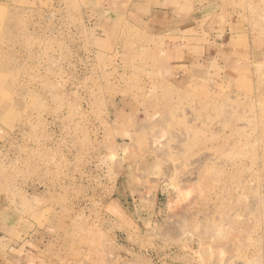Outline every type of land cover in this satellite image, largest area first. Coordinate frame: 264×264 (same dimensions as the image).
I'll use <instances>...</instances> for the list:
<instances>
[{"label":"rangeland","instance_id":"obj_1","mask_svg":"<svg viewBox=\"0 0 264 264\" xmlns=\"http://www.w3.org/2000/svg\"><path fill=\"white\" fill-rule=\"evenodd\" d=\"M0 264H264V0H0Z\"/></svg>","mask_w":264,"mask_h":264},{"label":"crops","instance_id":"obj_2","mask_svg":"<svg viewBox=\"0 0 264 264\" xmlns=\"http://www.w3.org/2000/svg\"><path fill=\"white\" fill-rule=\"evenodd\" d=\"M131 1H133V2H135V0H131ZM155 2H159V1H155ZM130 7V6H129ZM130 9V8H129Z\"/></svg>","mask_w":264,"mask_h":264}]
</instances>
